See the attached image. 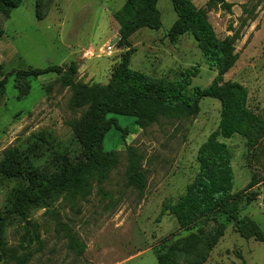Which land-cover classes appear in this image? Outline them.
I'll return each instance as SVG.
<instances>
[{"label":"rangeland","instance_id":"obj_1","mask_svg":"<svg viewBox=\"0 0 264 264\" xmlns=\"http://www.w3.org/2000/svg\"><path fill=\"white\" fill-rule=\"evenodd\" d=\"M192 1L208 12L219 38L234 36L238 59L224 81L246 86L250 106L264 121V0ZM126 2L24 0L10 17L0 13V28L7 32L0 47V75L10 73L9 104L0 111V162L5 151L18 149L25 172L52 174L83 153L75 125L88 106L73 104L64 73L22 78L19 71L50 65H66L68 71L75 64L76 81L105 85L132 49L133 69L177 79L197 68L189 89L211 85L217 72L193 34L174 33L178 16L172 0L158 2L161 28H142L130 37V48L121 46L114 13ZM86 50L95 55L86 57ZM220 113L221 102L206 97L195 115L162 117L147 127L133 116L110 115L119 126L107 134L105 151L114 152L116 160L50 207H30L11 216L0 264H159L160 255L174 246L168 264H264V242L240 236L233 223L214 243L221 219L183 230L173 215H161L164 202H177L194 180L198 150L217 129ZM256 136L253 143L240 136L225 141L235 153L234 191L244 197L241 216L264 229V125ZM134 170L145 174L144 193L131 181ZM25 184L0 175V211ZM73 238L84 244L82 253L71 246Z\"/></svg>","mask_w":264,"mask_h":264},{"label":"trees","instance_id":"obj_2","mask_svg":"<svg viewBox=\"0 0 264 264\" xmlns=\"http://www.w3.org/2000/svg\"><path fill=\"white\" fill-rule=\"evenodd\" d=\"M24 0H0V13L10 17ZM159 0H127L114 13L119 24L120 45L131 47L130 37L142 28L162 27ZM178 19L174 33H191L198 47L217 75L210 86L201 88L192 85L198 69H188L177 79L157 78L131 67L133 50L123 56L122 63L114 70L111 80L103 84L87 85L76 81L75 64L67 66L50 65L42 69L19 71L22 78L41 76L49 73L63 74V85L70 87L73 104L87 105L83 118L75 125L83 143L82 156L77 161L66 160L52 174L45 172H25L18 149L5 151L0 162V175L7 178L26 180L25 186L12 193L5 211H0V249L5 242L7 222L13 215L23 214L30 207H50L65 192H73L85 186L91 176L116 160L114 152L105 151L107 134L118 127V122L110 115H126L137 118L142 127L158 122L162 117L186 118L200 110V103L206 97L221 102L220 122L197 153L199 164L194 180L186 192L175 203L165 201L161 215H173L180 228L190 230L199 224L221 219L214 243L224 234L228 223H233L235 231L246 239L254 238L264 242V229L251 217L241 216L242 192H235L236 174L233 166L235 153L225 141L240 136L253 143L256 130L264 125L262 114L254 110L249 102V90L238 82H226L224 76L234 67L238 54L234 36L221 39L217 36L208 12L199 8L192 0H172ZM0 28V38L5 35ZM0 79V92H6L8 76ZM131 181L144 193L145 174L134 170ZM71 246L79 253L84 244L72 239ZM176 247L160 255L159 264H168Z\"/></svg>","mask_w":264,"mask_h":264},{"label":"crops","instance_id":"obj_3","mask_svg":"<svg viewBox=\"0 0 264 264\" xmlns=\"http://www.w3.org/2000/svg\"><path fill=\"white\" fill-rule=\"evenodd\" d=\"M6 32V31H5ZM7 37V32L5 33V35L0 38V47L3 48V41H4V38ZM1 57V56H0ZM4 57V56H3ZM0 66H2L3 68V64L0 63ZM3 77L0 75V79H2ZM9 102V98L7 96L6 93H1L0 92V111L2 110L3 112L6 111L7 107H8V103Z\"/></svg>","mask_w":264,"mask_h":264},{"label":"built area","instance_id":"obj_4","mask_svg":"<svg viewBox=\"0 0 264 264\" xmlns=\"http://www.w3.org/2000/svg\"><path fill=\"white\" fill-rule=\"evenodd\" d=\"M108 47V50L110 51V50H112V45L110 44V45H108L107 46ZM92 50H86V52H85V56L86 57H93L95 54H93V52H91Z\"/></svg>","mask_w":264,"mask_h":264},{"label":"water","instance_id":"obj_5","mask_svg":"<svg viewBox=\"0 0 264 264\" xmlns=\"http://www.w3.org/2000/svg\"><path fill=\"white\" fill-rule=\"evenodd\" d=\"M117 41H118V37L112 41V44L117 43Z\"/></svg>","mask_w":264,"mask_h":264}]
</instances>
